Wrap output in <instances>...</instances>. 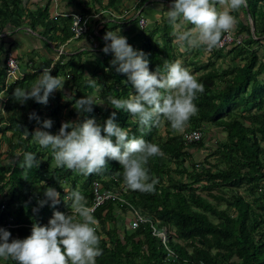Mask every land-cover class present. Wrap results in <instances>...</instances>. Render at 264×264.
Listing matches in <instances>:
<instances>
[{
  "label": "trees",
  "instance_id": "trees-1",
  "mask_svg": "<svg viewBox=\"0 0 264 264\" xmlns=\"http://www.w3.org/2000/svg\"><path fill=\"white\" fill-rule=\"evenodd\" d=\"M28 1L0 0L1 30L9 24L10 37L15 36L16 30L27 19L28 29L34 31L40 25L44 35H39L58 48L73 35V15L85 19L96 13L101 14L92 26H88L84 36L90 46L93 44L91 40L104 45V32L98 37L94 35L93 28L105 19L102 16L104 11H117L122 0H106L105 5L104 0H66V7L74 12L54 17L48 14V3L30 9ZM243 9L250 16L254 31L250 34L247 27L242 44L225 50L226 55L233 61L239 59L242 65L219 70L216 60H209L195 66L200 73L196 78L205 88L194 101L197 114L190 118L183 132L176 133L170 123L162 119L160 126L153 127L144 135L162 152V155L150 158L146 165L150 175L159 180L155 191L144 193L128 188L123 195L146 219L173 230L175 236L169 245L177 255L179 264H264V80L259 78L264 69V60L259 62L256 49L260 45L264 51V0H247V6ZM169 27L168 20L162 22L153 31L142 34L139 47L133 46L149 54L150 71L162 66L165 60L174 62L172 44L175 38L168 32ZM10 37L6 36L7 42L5 39L2 44L11 43L8 41ZM222 51H214L213 57H224ZM9 53H12L11 47L4 51L1 47L0 55L4 54L0 68L2 94L5 58ZM100 55L101 60L95 58L97 68L91 78H101L102 87L95 97L103 100L104 106L94 104L93 111L80 112L76 122L94 117L98 124L103 125L116 112V123L128 130L130 136L138 137L141 132L136 119L124 110L114 109L107 101L109 95L126 99L130 93L135 94V90L127 82V76L112 67L110 61L114 54L102 51ZM65 58L61 55L57 59L51 75L60 76L63 87H68L74 93L70 94L68 100L63 99L61 90L56 93L55 103L49 108L35 100L25 103L15 100V88H23V84L27 83L26 89H29L40 70L32 69L31 74L24 73L21 80L7 89L3 110L10 111L11 115L4 118L0 114V124L7 120V124L0 127V205H4L0 209V228L10 231L13 239L28 237L34 223L46 225L55 211H71L68 206L71 201L66 196L77 187L90 206L93 181H99L107 189L120 188L121 184H125L119 162L108 160L104 170L90 176L75 174L66 168H57L52 150L42 148L31 136L37 128L58 134L61 120L64 119L62 112L70 106H77L78 99L94 91L88 86L89 78L85 75V65L81 59L77 63L75 57ZM44 109L49 111V115L43 118ZM33 112L39 117L40 124L36 119H29V114ZM75 113L77 109L67 113L65 118ZM46 119L53 121L52 128H42V122ZM206 125L221 128L225 134L223 141L216 143L217 146L202 162L192 161L190 151L205 147L203 137L187 144L183 136L195 131L202 136L207 130ZM7 134L9 136L6 138ZM1 136L8 143L6 151H3ZM24 152L35 153L39 161V166H34L27 177L17 161L23 159ZM209 157H216L215 162H210ZM5 160L8 162L5 163ZM63 182L68 185L67 193ZM48 187H54L60 193V202L53 207L48 201L40 207L38 201L45 199L44 192ZM240 189L244 194L237 192ZM127 210V205L109 201L94 211L93 215L98 221L97 235L101 237L99 247L103 250L102 255L96 258V264H173L165 258L166 252L160 240L151 236L147 223L140 224L134 231L124 225L121 235L117 216H124ZM8 224L17 227L6 228ZM0 264L16 262L11 258H0Z\"/></svg>",
  "mask_w": 264,
  "mask_h": 264
},
{
  "label": "clouds",
  "instance_id": "clouds-1",
  "mask_svg": "<svg viewBox=\"0 0 264 264\" xmlns=\"http://www.w3.org/2000/svg\"><path fill=\"white\" fill-rule=\"evenodd\" d=\"M246 6L247 0H172L166 17L173 29L174 42L189 49L203 46L211 51L221 43L222 34L234 28L236 18L231 13ZM184 24L192 27L177 31ZM103 39L102 51L114 54L112 67L125 74L135 90L126 99L109 95L107 101L114 109L124 110L135 118L141 134L130 136L128 130L116 123L113 112L103 125L93 117L83 122H62L55 135L37 128L31 136L42 148L52 150L57 168L90 176L104 170L108 160L117 161L129 189L152 193L159 180L150 175L146 165L150 158L162 152L157 144L144 138L145 133L160 126L162 119L173 130L183 132L190 118L197 114L194 101L205 88L180 60H165L162 66L150 71L149 54L134 49L119 30L107 31ZM54 67L43 66L40 77L29 89L16 87L15 100L20 103L35 100L47 105L50 95L64 86L60 76L51 75ZM88 77V86L96 89L97 80ZM94 104V97L89 95L78 99L76 108L79 112H92ZM29 119L41 123L34 112L29 114ZM2 124L0 127L6 123ZM52 126L51 119L42 122L43 129ZM17 161L25 177L34 166H39L32 152H24L23 159ZM44 197L38 201L40 207L48 201L53 207L60 202V193L54 187L46 188ZM66 199L71 201L68 205L71 214L55 211L46 225L34 223L31 235L24 239H13L10 231L0 228V258H11L16 264H96L103 250L99 247L101 237L97 235L98 221L93 209L78 187L67 193Z\"/></svg>",
  "mask_w": 264,
  "mask_h": 264
},
{
  "label": "crops",
  "instance_id": "crops-1",
  "mask_svg": "<svg viewBox=\"0 0 264 264\" xmlns=\"http://www.w3.org/2000/svg\"><path fill=\"white\" fill-rule=\"evenodd\" d=\"M59 1V3L57 2V5L52 6L53 2L52 0H30L28 1L30 3L29 8L30 9H35L36 7H38L37 5H39L40 7L44 4L49 5L50 10L53 8L58 10V15H66L69 14L70 12H74L72 8L66 7V0H57ZM86 1V0H85ZM39 3V4H38ZM172 3V0H122L120 2V4L118 5V9L117 11H113V10H106L102 13V16H104L105 19L100 20L96 26H94V35L96 36H100V34L103 32L104 34L109 31V30H113V31H120V34L127 37L128 39V43L132 46L135 47H139L140 43H141V37L142 34L145 31H153L155 29L156 26L162 24V22H165L167 19L166 17V12L170 9V5ZM103 4H106V0L103 1ZM74 10L76 11L77 8H74ZM124 10H127L131 13H135L139 14V16H141L144 20H145V25L141 28L137 25L136 21L134 22H130V23H126V22H122V21H114V19L112 18V14L115 15L116 17L124 14ZM100 11V10H98ZM235 18H236V24L234 26V28L232 29L234 34L241 37V39L246 37V33H245V29L247 27H249V32L250 34H252V29L250 26V22H251V18L248 15L246 9L244 10L243 7H241L239 10L234 11L231 13ZM50 17H52V15H50ZM54 17V16H53ZM95 23V21H92L90 23V26H92ZM7 26V25H6ZM6 26L4 29H6ZM39 27H41L40 25L37 26V28L32 31L30 29H28V20H24V23L22 24V26L16 30L15 36H12L10 38H8V41L11 43H3L2 41L6 39V35L8 34V32L4 29L1 30L0 28V49L2 47L3 51L8 49V48H12V51L14 50L15 53L14 54L15 57H17V60L19 61V63H23L24 64V69L22 68V72L23 73H30L32 69L33 70H40L37 72V78H35V81L31 83V85H29L28 87L30 88L40 77V74L42 72V67L43 66H50V65H54V63H56L57 61V52L59 50H62V56H66L65 60H68L69 57H75V61L78 63L81 59V62L86 65L87 62L92 63L93 61H95V58L99 57L101 60V55L100 53L102 52L103 47L105 46L101 45V43H99V41L97 40H91L92 46H90L88 44V41H86L85 36L79 39H75V40H71V41H66V43H62L60 44V46L58 48H54V44L50 43V42H46V41H42L41 39H38L36 36L38 33H40V29ZM192 27V25L190 24H184L181 25L177 31H183V30H188ZM9 30V28H8ZM4 31V32H3ZM168 32H171L170 34H172L173 29L170 26L168 28ZM241 32V33H240ZM10 33V32H9ZM4 42V41H3ZM5 42H7V39L5 40ZM43 42V43H42ZM76 42V43H75ZM173 47V55H174V61L176 60L177 54L179 53V51L187 53L189 50V48L187 47H181L180 44L178 42H174L172 44ZM230 47L222 49L224 52L225 50H228ZM196 50H200V49H205V47H199V48H195ZM206 50V49H205ZM218 51V49H212L211 51ZM211 51L208 52V56L209 57L211 55ZM4 53V52H3ZM93 54V55H91ZM192 54H194V52H192ZM210 54V55H209ZM79 55H81V58H78ZM64 60V62H65ZM221 60V59H220ZM239 59H236L235 61H238ZM4 61V54L0 55V68H2L1 64ZM194 61V60H193ZM192 61V62H193ZM96 63V61H95ZM262 63V62H260ZM191 65V63H190ZM191 67H194V65H192ZM97 68V66H95V69ZM95 72V71H94ZM261 77V76H260ZM3 81V80H2ZM14 84V83H13ZM27 83L23 84V88L26 89L27 88ZM2 86V84H1ZM62 91V96L64 100H67L66 98L69 99L70 97V90L68 87H63V89H60ZM59 90H56L53 94L50 95L49 97V102L46 105L47 108H49V105H53L55 103L54 98L56 93ZM100 90H98L99 93ZM67 93V94H66ZM7 90L5 92H3V94H0V100H2V97H5V102H6V98H7ZM95 96H97V93L95 94ZM4 102V103H5ZM1 104H4L2 101H0ZM66 110V109H65ZM64 110V112H65ZM2 111L3 110V105H2ZM49 112L47 111V109H44L42 112V116L47 117V114L44 112ZM78 111V110H77ZM64 112L62 114H64ZM72 112V111H71ZM44 114H46V116H44ZM11 115V112L8 111L7 115L4 118H7L8 116ZM6 119H4L3 121H5ZM7 121V120H6ZM4 123V122H1ZM36 129V128H35ZM9 136V134H7ZM6 136V137H8ZM65 191V190H64ZM68 189L65 191L67 193Z\"/></svg>",
  "mask_w": 264,
  "mask_h": 264
},
{
  "label": "built area",
  "instance_id": "built-area-1",
  "mask_svg": "<svg viewBox=\"0 0 264 264\" xmlns=\"http://www.w3.org/2000/svg\"><path fill=\"white\" fill-rule=\"evenodd\" d=\"M100 14L101 13L90 15L85 19H83L79 15H73V22L71 24V31L73 35L69 41L82 38L86 34L90 23L92 21L97 20ZM112 18L114 19V21L118 20L126 23L136 21L137 25L141 28L145 25V20L141 16H139V14H136V12L131 13L127 10H124L123 16L120 15L116 17L115 15L112 14ZM240 44H242L241 37L235 35L233 30H230L229 32H225L222 34L221 43L215 49H225ZM62 53L63 51L59 50L57 52V58H59L62 55ZM5 68H6V74L4 76L2 83L3 92H5L10 85H12L18 80H21L24 76V73L22 72L19 66V62L17 58L12 53L7 54V57L5 58ZM183 137L185 143L189 144L195 141H199L202 136L199 131H195V132L185 133ZM91 187H92V204L90 205V207L93 209V213L98 207L102 206L104 203L109 201H117L127 205L128 210L124 213L126 228L131 231H134L140 226V224L147 223L149 225L151 236L158 238L160 240L166 252L165 258L169 262H172L173 264H179L177 255L169 245V241L171 240V238H174L175 236L173 230L164 226H157L156 223L146 219L144 216L141 215L140 212L137 211V209H135L131 204H129L127 200L123 197V195L126 194L128 191V187L125 184H121L120 188L115 187L113 189H107L99 181L95 180L91 183ZM3 208L4 205H0V209L2 210ZM65 213L69 214L71 213V211H67ZM16 227H17L16 225H9V224L6 226V228L9 229Z\"/></svg>",
  "mask_w": 264,
  "mask_h": 264
},
{
  "label": "rangeland",
  "instance_id": "rangeland-1",
  "mask_svg": "<svg viewBox=\"0 0 264 264\" xmlns=\"http://www.w3.org/2000/svg\"><path fill=\"white\" fill-rule=\"evenodd\" d=\"M52 2H53L52 6H54V7H55V5H57V2L59 3V1H57V0H52ZM29 6H30V3H29ZM48 14H49V16L52 15V17H53V16H57V14H59V13H58V10L57 9H55V8L52 7V9L50 10V7H49L48 8ZM25 20H27V19H25ZM8 28H9V24H7L6 29H4V31L6 30L8 32V34L6 36H9L10 37V35H9L10 33H9ZM39 29H40L39 30L40 33L44 35L43 28L42 27H39ZM36 36H38L37 37L38 39H41L42 41H45V39L41 35H39V33ZM262 45H264V43H262ZM259 46H256V49H257L258 55H259V62H263V60H264V57H263L264 56L263 55L264 54V51L262 49H260ZM192 52H194V54H192ZM208 52L209 51H207L205 49H200V50H198V49L197 50L196 49H191L187 53H184V52L179 51V53L177 54L176 60H180L181 63H182V65L184 67L188 68L189 71L193 75H195L196 77H198V74H200V73H198L196 71L195 66L196 65L200 66L202 64H205L209 60H216L215 61L216 68H218L219 70H224L225 68H227L229 66H233V65H237V64L242 65V62L240 60L233 61L230 58V56L226 55L225 51L222 52L223 55H224V57H219V58H217L218 57L217 55H216L217 57H213L214 54H215L214 53V50L211 51L212 56L211 57H207L208 56ZM12 53H15V51L13 50ZM190 63H191V65H190ZM95 64H96L95 61H93L92 63H90V62H87L86 63V65H85V70H86L85 71V75H88V76L91 77V75L95 71ZM192 65H194V67H191ZM19 66H20L21 69L22 68L24 69V64L23 63L19 64ZM259 78L261 80H264V69H263V72H262L261 77H259ZM99 79H101L100 76H98V80L96 79L99 86L96 89H93L94 91L91 90L90 95L94 97V99L96 101V104L95 105L101 107L102 105L104 106V101L103 100H100V99H96V97H95V94L96 93L98 94V90H100L101 87H102L101 81ZM71 93H73V92H71ZM66 99L68 100V98H66ZM0 101H2L4 103L5 102V97H2V100H0ZM2 105L3 104L0 103V114H1L2 117L3 116L5 117L7 115V112L2 111ZM75 107H77V106H74V107L73 106H70V107L66 108L65 112L63 111L64 114H62V117L64 119L61 120L62 122H76L77 115L80 113L79 111H77V113H75L72 117L65 118V117H67V113L71 112L73 109H77ZM44 112L47 114V116L49 115V112H46V111H44ZM46 114H44V116H46ZM4 122L7 124L6 120ZM206 126H208V125H206ZM54 133L56 134V131ZM176 133H179V132L176 131ZM224 135L225 134H223L221 132V128L213 127V126H210L209 125L207 127V130H205L203 132V135H202V137H203L202 138V141L205 144V147L202 148V149H192L190 151L191 154H192V157H193L192 161L202 162L204 160V158L211 151H213V148H215V146H217L216 143L218 144V143H221L223 141ZM6 136H8V135H6ZM1 140H2V143H3V147H2L3 148V151L8 150V143L6 142V140L2 139V136H1ZM215 158L216 157H209V161L212 162V163H214L215 162ZM4 162L7 163L8 160H5ZM186 165H187V163H186ZM222 168H224V165H223ZM62 186H63V188L65 190H67V186L68 185L66 184V182H63ZM239 191H240V194L241 195L244 194L242 192V189L238 190L237 192H239ZM202 195L205 196L204 194H202ZM117 220L119 222L118 223L119 231L121 230V235H122V230L124 229L123 226L125 225V217L122 216V215L121 216H117Z\"/></svg>",
  "mask_w": 264,
  "mask_h": 264
},
{
  "label": "water",
  "instance_id": "water-1",
  "mask_svg": "<svg viewBox=\"0 0 264 264\" xmlns=\"http://www.w3.org/2000/svg\"><path fill=\"white\" fill-rule=\"evenodd\" d=\"M250 26H251L252 33H253V31H254V25H253V22L252 21L250 22Z\"/></svg>",
  "mask_w": 264,
  "mask_h": 264
},
{
  "label": "bare ground",
  "instance_id": "bare-ground-1",
  "mask_svg": "<svg viewBox=\"0 0 264 264\" xmlns=\"http://www.w3.org/2000/svg\"><path fill=\"white\" fill-rule=\"evenodd\" d=\"M184 138V137H183Z\"/></svg>",
  "mask_w": 264,
  "mask_h": 264
}]
</instances>
